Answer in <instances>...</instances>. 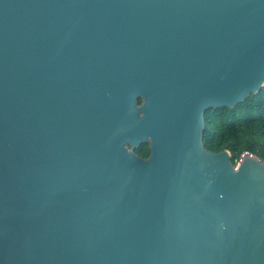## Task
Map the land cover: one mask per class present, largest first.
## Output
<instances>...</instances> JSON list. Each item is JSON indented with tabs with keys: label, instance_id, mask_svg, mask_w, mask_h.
Returning <instances> with one entry per match:
<instances>
[{
	"label": "water",
	"instance_id": "obj_1",
	"mask_svg": "<svg viewBox=\"0 0 264 264\" xmlns=\"http://www.w3.org/2000/svg\"><path fill=\"white\" fill-rule=\"evenodd\" d=\"M263 86L264 0H0V264H264Z\"/></svg>",
	"mask_w": 264,
	"mask_h": 264
},
{
	"label": "trees",
	"instance_id": "obj_2",
	"mask_svg": "<svg viewBox=\"0 0 264 264\" xmlns=\"http://www.w3.org/2000/svg\"><path fill=\"white\" fill-rule=\"evenodd\" d=\"M204 143L207 149L215 152L229 149L235 165L246 151L264 161V86L234 108L208 109ZM135 152L148 157L149 143L141 144Z\"/></svg>",
	"mask_w": 264,
	"mask_h": 264
},
{
	"label": "built area",
	"instance_id": "obj_3",
	"mask_svg": "<svg viewBox=\"0 0 264 264\" xmlns=\"http://www.w3.org/2000/svg\"><path fill=\"white\" fill-rule=\"evenodd\" d=\"M240 160H241V158L239 159V161H240ZM239 161H238V162H239ZM238 162H237V163H238Z\"/></svg>",
	"mask_w": 264,
	"mask_h": 264
}]
</instances>
